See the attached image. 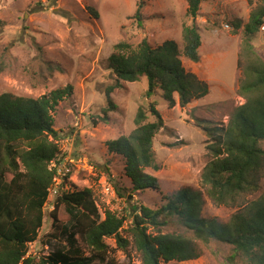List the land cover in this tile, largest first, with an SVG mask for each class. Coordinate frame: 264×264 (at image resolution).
<instances>
[{
  "label": "rangeland",
  "instance_id": "rangeland-1",
  "mask_svg": "<svg viewBox=\"0 0 264 264\" xmlns=\"http://www.w3.org/2000/svg\"><path fill=\"white\" fill-rule=\"evenodd\" d=\"M138 1L0 0V94L38 99L58 89L69 86L73 89L54 113L59 154L50 167H56L58 173L44 208V224L38 240L29 245V253L37 259L66 245L60 235L58 239L52 236L59 226L69 227L73 220L65 207L60 206L56 211V201L74 191L91 189L102 219L106 210L119 217H129L133 206L157 210L167 203L166 197L181 190L202 193L201 216L205 219L226 224L239 210L212 202L203 189L202 174L212 159L209 146L213 138L208 133L226 129L235 110L246 102L239 93L245 79L239 64L246 49L244 31L251 14L264 0H202L196 19L188 15L185 0H143L142 28L133 18ZM192 25L199 28L202 37L200 60L193 62L182 57L183 66L208 84V95L193 100L185 108L180 107L175 95L176 105L172 107L161 90L151 100L147 98L149 81L143 77L133 83L120 81L111 94L116 108L110 110L106 89L116 85L117 77L108 61L115 46L120 42L137 46L146 38L156 48L172 40L183 52L184 29ZM252 45L264 61V25ZM51 66L55 67L54 71L49 70ZM150 101H156L164 122L154 139L160 169L146 170L158 179L159 188L134 192L125 174L124 157L110 153L106 143L131 135L137 127L140 108L148 111ZM155 120L149 116L147 122ZM261 148L264 150V141ZM263 192L264 180L257 193L244 199L252 200ZM168 222L161 228L163 233L194 238L178 217L169 218ZM131 224L132 220H128L120 231L129 242L125 250L115 238L105 239L116 263L141 264L130 233ZM77 238L85 255L90 256L88 245L81 236ZM196 243L202 252L200 258L165 264H247L235 255L231 245L218 241L207 245ZM92 264H108V260H96Z\"/></svg>",
  "mask_w": 264,
  "mask_h": 264
},
{
  "label": "trees",
  "instance_id": "trees-1",
  "mask_svg": "<svg viewBox=\"0 0 264 264\" xmlns=\"http://www.w3.org/2000/svg\"><path fill=\"white\" fill-rule=\"evenodd\" d=\"M185 1L188 15L196 19L202 0ZM144 7V1L139 0L133 17L140 28L144 23ZM263 25L264 1L251 14L244 31L246 49L239 64L245 79L239 93L246 102L235 110L226 129H208L213 138L209 146L212 159L203 170L202 186L216 205L239 207L226 224L201 216L204 205L201 192L181 190L166 197L167 203L157 210L133 206L129 217H119L106 210L102 219L93 191H74L63 194L56 201V211L60 206L65 207L73 220L69 227L59 226L52 236L58 239L60 235L66 245L37 259L29 253V245L38 240L44 224V208L57 173L50 167L59 154L54 113L59 104L71 96L73 89L70 86L58 89L38 99L0 94V264H92L96 260L119 264L110 256L105 239L115 238L118 246L125 250L129 242L120 231L128 220H132L130 233L141 264L196 260L202 256L196 241L206 245L214 241L231 245L235 255L247 264H264V192L252 200L244 199L257 193L264 180V150L261 148L264 141V61L252 45ZM183 39V52L172 40L156 48L146 38L137 46L118 43L108 61L117 77L116 85L106 89L110 110L116 108L111 94L120 86V81L133 83L143 77L149 81L147 98L151 100L161 90L172 107L176 105L175 95L182 108L208 95V84L186 71L182 61V57L193 62L200 60L202 37L199 28L186 26ZM54 69L49 67L50 71ZM57 69L62 71L60 66ZM149 116L156 120L147 122ZM136 125L131 135L108 141L107 149L124 157L125 174L134 192L157 190L158 179L146 171L160 169L156 163L154 139L164 122L156 101L149 102L148 111L140 108ZM53 217L57 227L56 215ZM173 217H178L182 227L193 233V239L161 231ZM78 235L90 248V256L79 246Z\"/></svg>",
  "mask_w": 264,
  "mask_h": 264
},
{
  "label": "built area",
  "instance_id": "built-area-1",
  "mask_svg": "<svg viewBox=\"0 0 264 264\" xmlns=\"http://www.w3.org/2000/svg\"><path fill=\"white\" fill-rule=\"evenodd\" d=\"M55 169L57 170V168L55 167ZM57 173H58V171H57ZM56 179V177L54 178V180Z\"/></svg>",
  "mask_w": 264,
  "mask_h": 264
}]
</instances>
